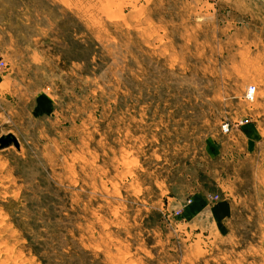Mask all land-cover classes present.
I'll return each instance as SVG.
<instances>
[{
  "label": "rangeland",
  "instance_id": "rangeland-1",
  "mask_svg": "<svg viewBox=\"0 0 264 264\" xmlns=\"http://www.w3.org/2000/svg\"><path fill=\"white\" fill-rule=\"evenodd\" d=\"M3 134L0 264H264V0H0Z\"/></svg>",
  "mask_w": 264,
  "mask_h": 264
},
{
  "label": "built area",
  "instance_id": "built-area-1",
  "mask_svg": "<svg viewBox=\"0 0 264 264\" xmlns=\"http://www.w3.org/2000/svg\"><path fill=\"white\" fill-rule=\"evenodd\" d=\"M256 92V88L253 84H248L246 86V92H245V98L251 100L254 97V94ZM222 130H227L228 129V124L224 123L221 126Z\"/></svg>",
  "mask_w": 264,
  "mask_h": 264
},
{
  "label": "water",
  "instance_id": "water-1",
  "mask_svg": "<svg viewBox=\"0 0 264 264\" xmlns=\"http://www.w3.org/2000/svg\"><path fill=\"white\" fill-rule=\"evenodd\" d=\"M10 142L18 146L17 140L12 134H3L0 136V146L7 145Z\"/></svg>",
  "mask_w": 264,
  "mask_h": 264
}]
</instances>
